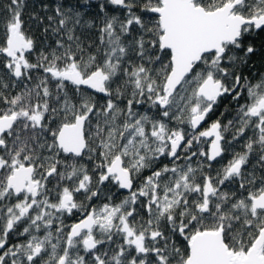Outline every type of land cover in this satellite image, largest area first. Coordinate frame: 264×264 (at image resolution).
<instances>
[{"label": "snow or ice", "instance_id": "obj_1", "mask_svg": "<svg viewBox=\"0 0 264 264\" xmlns=\"http://www.w3.org/2000/svg\"><path fill=\"white\" fill-rule=\"evenodd\" d=\"M26 7L0 17V264H264V0H41L39 35Z\"/></svg>", "mask_w": 264, "mask_h": 264}, {"label": "trees", "instance_id": "obj_2", "mask_svg": "<svg viewBox=\"0 0 264 264\" xmlns=\"http://www.w3.org/2000/svg\"><path fill=\"white\" fill-rule=\"evenodd\" d=\"M9 0H0V17L6 16L7 13L4 11L5 6ZM47 2V0H45ZM41 3V0H27V7L25 8L24 14H23V19L25 20V30L29 31V34H34V35H39L38 30L35 28L34 22L30 19V15L34 11L39 10V5ZM43 14V13H41ZM2 32H3V26L2 23H0V40H2ZM259 43V41L257 42ZM255 64L258 66L253 69L251 75L253 77L257 76V71L264 72V66H262V61L260 60L259 57H256L254 60ZM0 67H2V64H0ZM224 103H228V101H224ZM239 145L236 146V150H239ZM230 159L229 155L224 156L222 159H218L215 163H213V168L218 169L220 168L223 164L227 162V160ZM255 163V160L253 159L252 161ZM147 174V173H146ZM122 196H117L116 199L117 201L121 199Z\"/></svg>", "mask_w": 264, "mask_h": 264}, {"label": "rangeland", "instance_id": "obj_3", "mask_svg": "<svg viewBox=\"0 0 264 264\" xmlns=\"http://www.w3.org/2000/svg\"><path fill=\"white\" fill-rule=\"evenodd\" d=\"M80 197H78V199H79ZM94 203H98V202H96V201H94Z\"/></svg>", "mask_w": 264, "mask_h": 264}, {"label": "flooded vegetation", "instance_id": "obj_4", "mask_svg": "<svg viewBox=\"0 0 264 264\" xmlns=\"http://www.w3.org/2000/svg\"><path fill=\"white\" fill-rule=\"evenodd\" d=\"M257 65V64H256ZM258 66V65H257ZM215 163V162H214Z\"/></svg>", "mask_w": 264, "mask_h": 264}]
</instances>
